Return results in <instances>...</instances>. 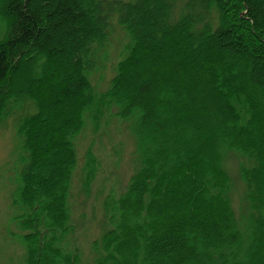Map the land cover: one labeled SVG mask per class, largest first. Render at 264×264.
<instances>
[{
    "label": "trees",
    "instance_id": "obj_1",
    "mask_svg": "<svg viewBox=\"0 0 264 264\" xmlns=\"http://www.w3.org/2000/svg\"><path fill=\"white\" fill-rule=\"evenodd\" d=\"M0 11V120L12 99L34 111L19 119L10 197L24 264H81L67 249L76 140L111 107L139 117L147 156L105 202L119 221L93 241L95 264H264V0H0ZM118 33L123 56L97 93L90 75ZM226 159L244 187L239 216Z\"/></svg>",
    "mask_w": 264,
    "mask_h": 264
},
{
    "label": "rangeland",
    "instance_id": "obj_2",
    "mask_svg": "<svg viewBox=\"0 0 264 264\" xmlns=\"http://www.w3.org/2000/svg\"><path fill=\"white\" fill-rule=\"evenodd\" d=\"M6 32L7 21L0 11V40L4 39ZM123 38H125L123 33H118V38L115 37L107 48L102 65L90 75L92 86L97 93L106 90L115 75V66L124 53L123 41L127 42ZM34 62L35 57H29L26 61L31 70ZM34 76L39 77L41 73L36 72ZM23 88L29 90L27 86ZM15 98L20 99V95ZM8 109L9 114L0 120V264H24L25 250L17 239L19 231L12 220L14 209L11 207L10 197L15 189L17 172L21 168L18 150L21 142L18 135L19 119L33 114L34 111L31 101L25 98L18 102L12 99ZM115 114V107H111L95 123L87 118L85 128L76 140L77 166L70 198V222L73 231L67 237L70 239L67 249H77L81 264H95L93 241L96 243L119 221V218H114L111 222V213H105L106 200L113 202L112 206L116 204L117 199L125 192L131 176L139 167L144 166L143 156H147L146 149L141 153L139 150L140 138L137 134L139 117L123 120ZM178 129H175V132H178ZM156 135L158 137V134ZM154 136L155 131L148 128L146 132L148 143L144 144L145 148L147 146L151 149L156 148L152 145ZM178 155L185 158L187 152L180 151ZM233 160L226 159L225 167L233 180L234 192L231 191V198L234 210L239 208L237 210L239 216L242 211L240 206L244 201V187L238 177L234 179L236 168ZM89 172L92 173L86 184L84 178ZM109 211L115 213L116 208H110Z\"/></svg>",
    "mask_w": 264,
    "mask_h": 264
}]
</instances>
